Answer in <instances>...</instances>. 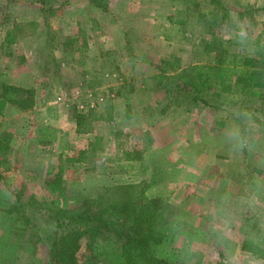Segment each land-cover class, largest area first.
Here are the masks:
<instances>
[{"label":"rangeland","instance_id":"rangeland-1","mask_svg":"<svg viewBox=\"0 0 264 264\" xmlns=\"http://www.w3.org/2000/svg\"><path fill=\"white\" fill-rule=\"evenodd\" d=\"M48 1L51 15H43L32 0H0V83L33 93L30 110L8 104L0 118L1 130L11 136L0 181V264H48L45 248L24 240L22 211H33L44 225L51 223L45 231L50 238L67 232L65 221L61 227L53 222L59 211L78 209L110 187L129 185L164 203L149 255L175 264L166 230L170 220L190 217L202 189L215 188L226 177L243 180L253 161L232 155L220 130L230 109L258 103L254 96L217 97L218 107L214 100L211 108L168 106L154 76L161 69L172 73L207 64L211 54L203 42L214 35L228 39L219 28L200 22V15L212 11L207 0H104V11L88 0ZM222 2L229 17L250 8L253 37L264 30V0ZM11 30L16 40L7 48L3 37ZM75 90L78 101L89 91L103 102L80 113ZM56 95L64 100L56 103ZM260 108L254 118L258 139H264ZM77 114L81 132H76ZM133 119L134 125L129 123ZM90 142H96L93 154L83 163L67 162ZM58 170L64 194L53 197L44 181ZM196 226L202 227L200 221ZM96 235L89 241L77 237L76 264H106L104 252L115 240Z\"/></svg>","mask_w":264,"mask_h":264},{"label":"trees","instance_id":"trees-1","mask_svg":"<svg viewBox=\"0 0 264 264\" xmlns=\"http://www.w3.org/2000/svg\"><path fill=\"white\" fill-rule=\"evenodd\" d=\"M102 1L104 0H88V4L104 11L107 7ZM207 1L212 11L200 15L199 20L206 27H214L215 30L228 19V8L223 5L222 0ZM32 2L38 3L43 15L53 14L54 10L48 0ZM251 12L247 8L237 12L236 16L251 18ZM15 33L13 30L5 32L3 43L7 48L15 42ZM253 39L257 42L264 40V30L258 32ZM202 46L211 54L207 64L180 68L172 73H166L165 69L159 67L161 72L154 77L163 85L161 87L167 105L185 104L211 108L213 100L214 107H218L217 97L245 100L254 96L253 101L258 105L253 107L239 103L238 106L247 108L253 114L258 113L260 107L264 106V53L256 58L241 55L235 52L229 41L224 42L215 35L203 42ZM162 64L170 66L171 62L163 61ZM173 69H178V66L175 65ZM32 94L31 89L1 82L0 118L8 104L21 112L30 110L33 105ZM77 118H80L79 114L75 116L76 132H81ZM10 139V134L3 132L0 126V181L2 173L7 170L4 166ZM95 143L90 142L87 149L79 151L76 157L67 162L83 163L87 155L93 154ZM60 173L58 170L53 177L44 181L45 188L53 197H62L64 194ZM135 189L131 185L110 187L98 197L82 202L78 209L59 211L60 215L53 222L56 227H61L65 221L64 229L67 232L63 234L61 231L50 238L46 237L45 231L51 223L44 225L35 218L33 211H22L20 226L24 240L31 244H41L48 254V264H76L80 241L77 237L83 235L86 236L85 241H89L88 236L96 234L98 238L108 236L115 240L104 252L106 264H171L165 259H154L149 255V248L157 241L153 234L154 222L165 205L159 198L148 197Z\"/></svg>","mask_w":264,"mask_h":264},{"label":"clouds","instance_id":"clouds-1","mask_svg":"<svg viewBox=\"0 0 264 264\" xmlns=\"http://www.w3.org/2000/svg\"><path fill=\"white\" fill-rule=\"evenodd\" d=\"M219 30L235 52L250 58L264 53V40L253 39L246 17L231 15ZM220 135L232 155L246 156L253 165L240 182L226 177L202 189L190 217H172L166 230L175 264H264V139H258L254 114L243 106L229 110Z\"/></svg>","mask_w":264,"mask_h":264},{"label":"built area","instance_id":"built-area-1","mask_svg":"<svg viewBox=\"0 0 264 264\" xmlns=\"http://www.w3.org/2000/svg\"><path fill=\"white\" fill-rule=\"evenodd\" d=\"M105 77H108L107 74L104 75ZM73 100L75 101V106L78 112L83 113L89 110H93L96 108V105L100 102H103V97L98 94L96 96H92L91 92L87 91L84 92L83 100L78 101L79 92L75 90L73 93ZM112 97V95H110ZM64 100V97L62 95H56L55 96V102L60 103Z\"/></svg>","mask_w":264,"mask_h":264}]
</instances>
